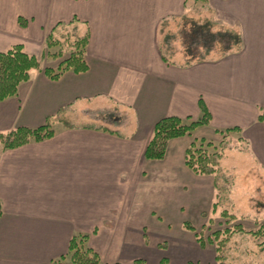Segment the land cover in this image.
Segmentation results:
<instances>
[{
	"label": "crops",
	"instance_id": "obj_1",
	"mask_svg": "<svg viewBox=\"0 0 264 264\" xmlns=\"http://www.w3.org/2000/svg\"><path fill=\"white\" fill-rule=\"evenodd\" d=\"M192 1L0 0V53L19 45L43 62L45 38L58 24L76 22L78 36L89 33L87 71L58 80L32 71L16 96L0 102V133L39 128L60 112L70 125L57 122L49 139L0 150V264H50L74 235L87 236L106 264L214 259L183 228L191 218L176 213L184 186L194 206L210 192L209 205L194 209L200 214L215 193L213 178L192 175L184 154L193 138L212 141L216 131L237 128L228 134L239 140L235 150L264 177V122L257 121L264 107V0H206L210 13L203 9V16L237 30L241 51L184 68L177 37L180 50L171 63L162 60L160 29L165 23V32L175 30ZM200 100L210 124L170 141L163 160H145L154 125L166 117L197 119ZM112 111L130 119L124 132L106 127ZM223 162L234 180L239 164L228 170Z\"/></svg>",
	"mask_w": 264,
	"mask_h": 264
},
{
	"label": "trees",
	"instance_id": "obj_2",
	"mask_svg": "<svg viewBox=\"0 0 264 264\" xmlns=\"http://www.w3.org/2000/svg\"><path fill=\"white\" fill-rule=\"evenodd\" d=\"M192 4V6H186V12L181 20L182 28L178 37L181 40L186 60L179 66L186 68L194 64L216 62L231 54L239 53L242 41L240 33L231 27L222 25L212 15L203 16V9H207L206 0H193ZM208 12L210 13L209 10ZM68 26L66 24H58L45 38L46 49L59 48V55L54 57H60L64 51L69 50V56L61 61L55 70L50 68L42 69L40 61L35 56L26 54L19 45L0 53V102L16 96L19 86L29 81L32 71L43 70L46 77L51 80H58L65 72L80 74L87 71L84 55L89 40L88 31L82 36H75L72 41H66L65 39L64 43L54 37V34L60 29ZM166 27L167 24L163 23L160 29L162 39L159 43V50L162 60L166 63H171L172 53L168 52L169 45L171 40L176 39L177 36L176 34L165 32L164 28ZM45 55L48 56L47 53ZM199 108L200 116L197 119L166 117L159 120L154 125L151 137L146 145L143 155L144 159L148 161L163 160L170 141L192 137L198 129L208 126L210 124V113L202 100L199 101ZM257 121L264 122V107L259 109ZM57 122L64 124L66 127L70 126L62 119L60 112L56 117L49 119L45 125L39 128H16L0 133V150L15 149L31 142L49 139L54 135L52 126ZM238 131L237 128H232L216 131V133L226 137L230 132ZM237 141L239 142V140ZM237 141L231 149H236L239 146ZM211 145L212 142L203 138L194 139L185 151L184 166L193 175L211 176L214 180V191H220L223 194L222 200L230 203L227 197V187L230 184V180L221 171L220 165L223 159V150L228 147V144L222 141L218 147L220 151L214 150L213 152L209 151ZM217 204L213 200L211 204L212 211L218 206ZM1 215L2 205L0 202V217ZM222 216L224 218L228 217L226 212H223ZM184 228L190 231L193 230L188 224H184ZM236 228L239 233H244L241 227L238 226ZM231 231H234V229L228 228L218 231L214 234L213 240L208 241L210 244L216 245L214 261L217 264H221L225 259L220 256V250L228 244V239H225V237L227 234L230 235ZM260 232H264V225L257 231V233ZM86 242L87 236L85 235L72 236L66 254L51 261L50 264H106L101 261L99 255L93 249L86 245ZM197 242L201 248L205 246L200 238L197 239ZM134 264H142V262L136 261ZM158 264H168V260L162 258Z\"/></svg>",
	"mask_w": 264,
	"mask_h": 264
},
{
	"label": "rangeland",
	"instance_id": "obj_3",
	"mask_svg": "<svg viewBox=\"0 0 264 264\" xmlns=\"http://www.w3.org/2000/svg\"><path fill=\"white\" fill-rule=\"evenodd\" d=\"M73 25L76 26V23H73ZM73 25L60 29L61 32L58 31L57 33H55L54 37L60 42L62 40L63 43L65 39L66 41H72L75 36L78 37L76 28ZM174 27L175 25L173 26V28ZM181 28V23H178L176 29H172L173 31L171 33L177 34V39H179L178 36ZM61 36L62 38H60ZM160 39H162V36ZM177 39L173 41L171 40L168 52L174 53L175 51L180 50V48H178L179 42ZM68 51H64L62 56L60 57H54L55 55H59V48L55 47L53 49H46V46H44V60L43 62L40 61L41 68L45 69L57 65L69 56ZM183 51L184 49H182V52ZM45 53H47L48 56H46ZM110 114H113V117L108 124H105L106 127L114 131L124 132V130L122 129V125H127L130 119L126 118L125 115H122L121 113L117 114L116 112L112 111ZM194 134L192 135V137L194 136ZM193 140L194 138L192 139V141ZM205 140L212 142V145L209 148L210 152H213L214 150L220 151L218 147L222 141L228 144V147L223 150V159L220 164L222 165V162L225 159L223 162V165L225 164V169L230 170L229 167H231V165L235 163L239 164L240 173H235L234 180H232L230 176H227V174L221 168V171L225 174V176L229 180L231 179L230 184L227 187V197L230 200V203L223 201V194L220 191L216 190L214 193V201L218 203V206L213 211L210 209L208 212L200 214L199 210L194 209L199 204L203 205L204 207H207L209 205L207 202L211 198L210 192L199 194L204 196H200L198 205L194 206V201H191L192 199L189 200L187 195H185L188 193L189 187L184 186L181 191L183 195V204H181V206L176 209V213L178 217L179 214L185 213L191 218L190 223L185 222L184 224H188L192 227L193 230L187 231H189L191 235H193V237L195 234L196 240L200 238V240L204 242L205 246L203 248L208 249L209 254H211V252H214L215 254L216 245H212L208 242L209 240H213L214 234L218 231H222L228 228L234 229V231H231L232 236L231 234H225V239H228V244L220 250V256L225 258L221 264H264V232L257 233L259 228L264 225V177L254 166L249 165L248 163L246 164L245 160L239 156L235 148L231 149V147L235 146L237 140L235 141L228 134L226 135V137L225 135H219L218 137H216V140ZM165 189L168 193H172L174 191L173 188H169L168 186H166ZM190 192L192 193V191ZM210 203L212 202L210 201ZM200 210L202 211V209ZM223 212H226L228 217L224 218L222 216ZM174 221L175 220L173 219V229L176 227L175 225H173L175 223ZM238 226L242 228L244 233H239L237 231L236 227ZM159 246L161 248H164V246L161 244H159ZM210 264L217 263L212 258L210 259Z\"/></svg>",
	"mask_w": 264,
	"mask_h": 264
}]
</instances>
